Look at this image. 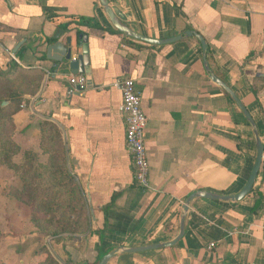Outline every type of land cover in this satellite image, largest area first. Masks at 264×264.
I'll return each mask as SVG.
<instances>
[{
	"label": "crops",
	"instance_id": "0c3cea01",
	"mask_svg": "<svg viewBox=\"0 0 264 264\" xmlns=\"http://www.w3.org/2000/svg\"><path fill=\"white\" fill-rule=\"evenodd\" d=\"M108 1L144 37L201 35L211 71L247 108L264 145V0ZM80 31L89 39L87 87L71 95L67 55L82 54ZM13 73L32 79L18 85L23 102L13 117L21 148L15 162L26 152L42 155L39 125H55L85 198L89 232L74 236L67 249L52 238L43 241L64 263L68 252L74 264H94L100 245L109 254L171 242L191 195L236 196L249 180L257 158L253 128L209 78L196 38L161 46L129 38L99 0H0V76ZM119 78L134 79L142 96L148 189L136 185L126 149L122 96L112 86ZM39 236L32 227L37 246ZM16 264L26 263L19 257ZM109 264H264V162L243 200L195 199L174 247L119 253Z\"/></svg>",
	"mask_w": 264,
	"mask_h": 264
},
{
	"label": "trees",
	"instance_id": "16d2710c",
	"mask_svg": "<svg viewBox=\"0 0 264 264\" xmlns=\"http://www.w3.org/2000/svg\"><path fill=\"white\" fill-rule=\"evenodd\" d=\"M82 35L80 31L79 36ZM24 81L31 83L32 79L22 73L19 78L15 73L0 76V166L13 171L22 183V190L12 189L10 195L20 207L30 211L34 228L44 238H52L67 249L74 236L87 234L90 230L85 198L68 170L66 147L55 125L48 122L39 125L42 155L26 152L20 164L15 162L21 148L14 141L13 117L23 102L19 89L26 84ZM19 84L22 86L18 87ZM4 103L8 104L3 106ZM96 250L99 257L94 264H100L107 251L101 245ZM66 256L65 264H74L68 252ZM44 264L61 263L49 254Z\"/></svg>",
	"mask_w": 264,
	"mask_h": 264
},
{
	"label": "water",
	"instance_id": "95a60500",
	"mask_svg": "<svg viewBox=\"0 0 264 264\" xmlns=\"http://www.w3.org/2000/svg\"><path fill=\"white\" fill-rule=\"evenodd\" d=\"M101 7L105 11L106 15L108 16L109 20L111 21L112 25L114 28L121 34L150 44V45H155V46H161V45H168V44H173L175 42H178L180 40L186 39V38H196L202 46L203 53H204V65L207 73L209 74V78L211 81L219 86L221 89H223L234 101V103L237 105L238 109L242 112V114L245 116L247 119L248 123L252 126L254 135H255V140H256V147H257V158L255 161V164L253 166V169L251 171V175L249 177V180L245 186V188L236 196H223L219 194H214V193H209V192H197L191 195L186 202V205L184 207V216L181 220V225H180V233L176 239H174L171 242L168 243H163V244H158V245H151V246H145L141 248H132V249H118L115 250L112 253L107 254L104 256L100 262V264H109V262L119 253H126V254H138V253H143V252H148V251H154V250H159V249H165V248H171L174 247L179 243V241L184 237L185 235V222H186V216L187 213L189 212V208L191 203L195 199H209V200H214V201H223V202H239L246 198L253 190L255 182L260 174V171L262 169V165L264 162V145L261 140V136L259 134L258 128L256 126L255 121L253 120L252 116L250 115L249 111L247 108L243 105V103L239 100L237 95L234 93V91L220 78L215 76L213 72L211 71L209 67V63L207 60V54H208V44L206 40L199 35L198 33L195 32H188L182 37H175L163 41H157L154 39H150L147 37H144L138 33H136L133 29L128 27L125 23L126 17L116 8H112L109 4L108 0H99ZM80 46L82 48V54L75 58L74 60L72 59V54L71 51H68L67 55V60L70 61V69L72 71L73 76H78V75H85L86 74V67L90 65V55H89V45H88V37L87 36H80ZM8 103H4L3 106H6Z\"/></svg>",
	"mask_w": 264,
	"mask_h": 264
},
{
	"label": "rangeland",
	"instance_id": "374dc122",
	"mask_svg": "<svg viewBox=\"0 0 264 264\" xmlns=\"http://www.w3.org/2000/svg\"><path fill=\"white\" fill-rule=\"evenodd\" d=\"M16 179L13 171L0 166V264H16L19 257H23L26 264H37V262L44 264L49 254L61 264H65L51 249H47V243L44 245L43 242L47 238H44L41 232L37 231L40 235L39 246L35 245L37 237L33 239L29 237L32 227L34 228L30 211L20 207L10 195L12 189L22 190V185L18 186ZM18 234L22 236L23 244H14L11 240L3 242L6 237H14ZM75 240L77 239L74 237L72 244ZM22 245L25 249L20 256V251L23 250Z\"/></svg>",
	"mask_w": 264,
	"mask_h": 264
},
{
	"label": "built area",
	"instance_id": "2783aa9c",
	"mask_svg": "<svg viewBox=\"0 0 264 264\" xmlns=\"http://www.w3.org/2000/svg\"><path fill=\"white\" fill-rule=\"evenodd\" d=\"M69 82L72 86L71 95L83 93L87 87V78L83 75L72 76ZM112 86L122 96L120 111L126 125V149L133 159L136 185L148 189L150 164L145 145L148 120L143 112L141 93L136 81L131 78H119ZM214 247L211 245V248Z\"/></svg>",
	"mask_w": 264,
	"mask_h": 264
}]
</instances>
